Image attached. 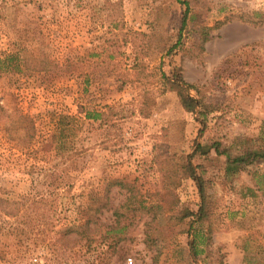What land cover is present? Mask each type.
I'll return each instance as SVG.
<instances>
[{
  "label": "rangeland",
  "instance_id": "obj_1",
  "mask_svg": "<svg viewBox=\"0 0 264 264\" xmlns=\"http://www.w3.org/2000/svg\"><path fill=\"white\" fill-rule=\"evenodd\" d=\"M261 150L264 0H0V264H264Z\"/></svg>",
  "mask_w": 264,
  "mask_h": 264
},
{
  "label": "trees",
  "instance_id": "obj_2",
  "mask_svg": "<svg viewBox=\"0 0 264 264\" xmlns=\"http://www.w3.org/2000/svg\"><path fill=\"white\" fill-rule=\"evenodd\" d=\"M182 23L184 24V18L182 20ZM201 29H202V35H203L202 36L203 42L207 41L210 38L209 30L211 29V27H202ZM164 81L168 85L169 89L175 90L177 92L180 103L187 112H198V113L202 112V108L204 109L203 107L204 103L200 99L191 96L188 91V88H193L192 85L184 83L181 79L170 81L169 79L165 78ZM198 107H199V111H198ZM88 116L92 117L91 115H88ZM257 158L264 159V150L248 151L244 155L237 156L234 158L227 157L226 171L232 174H235L236 171H238L240 164L254 161ZM190 175L193 178H195V174L192 168H190ZM200 192L202 195L203 191L201 187H200ZM199 214L200 215L198 216V219L203 214L202 209L200 210ZM73 227L74 226L67 227L64 231V234L68 233L69 231H72L74 229ZM79 227L87 229V232H88V222H85V225L83 224L82 226H79ZM195 238H194V243H196Z\"/></svg>",
  "mask_w": 264,
  "mask_h": 264
},
{
  "label": "built area",
  "instance_id": "obj_3",
  "mask_svg": "<svg viewBox=\"0 0 264 264\" xmlns=\"http://www.w3.org/2000/svg\"><path fill=\"white\" fill-rule=\"evenodd\" d=\"M126 264H132V259L128 258L127 261H126Z\"/></svg>",
  "mask_w": 264,
  "mask_h": 264
}]
</instances>
